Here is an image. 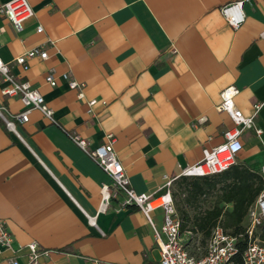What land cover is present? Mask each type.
<instances>
[{
    "label": "crops",
    "instance_id": "1",
    "mask_svg": "<svg viewBox=\"0 0 264 264\" xmlns=\"http://www.w3.org/2000/svg\"><path fill=\"white\" fill-rule=\"evenodd\" d=\"M28 1L35 16L21 33L0 13V58L44 96L56 123L33 111L17 126L23 142L0 119V222L14 248L38 242L53 252L41 264H157L146 215L125 206L127 197L113 187L103 210L102 189L112 182L71 136L92 149L113 136L132 189L157 198L166 178L225 142L234 127L219 109L227 88L239 90L236 108L264 131V0L245 3L239 29L221 9L242 0ZM35 48L48 60L32 59L28 70L13 63ZM51 70L55 88L46 83ZM63 74L84 86L82 99ZM5 87L0 75V109L22 112L18 98L3 96ZM241 141L237 163L264 170V134L248 130ZM151 217L160 230L163 211ZM12 257L1 253L0 264Z\"/></svg>",
    "mask_w": 264,
    "mask_h": 264
},
{
    "label": "built area",
    "instance_id": "2",
    "mask_svg": "<svg viewBox=\"0 0 264 264\" xmlns=\"http://www.w3.org/2000/svg\"><path fill=\"white\" fill-rule=\"evenodd\" d=\"M248 1L242 0L222 7L221 14L233 29H239L245 23L244 5ZM0 13L9 20L17 33H21L25 24L35 16V11L28 0H11L0 8ZM43 32L44 28L39 26L37 33L42 34ZM35 58L46 61L49 55L46 50L35 48L15 58L13 63L28 70V62ZM0 75L6 84L2 91L3 96L18 98L23 106V111L17 114H11L6 108L0 109V119L8 130L24 142L17 126L27 124L33 111L41 112L52 123H56L54 111L47 105L44 96L30 83L16 80L10 73V63L4 62L1 58ZM61 77L71 90L79 92L80 99L84 97L82 84L71 80L68 74H63ZM46 83L53 88L57 87L58 81L53 70L47 74ZM238 94L239 90L235 87L227 88L221 94L222 104L219 109L226 112L234 123V127L224 134L225 142L210 150H204L200 162L182 168L175 178H166L164 193L157 198L150 194H138L132 189L129 176L114 149L113 136H108L104 145L94 149L90 148L88 142L80 136H71L72 142L90 157L112 182V186H104L102 189L103 210L113 198L110 192V188L113 187L117 193H123L127 197L125 206H137L146 215L153 228L161 256L157 264H264V191L249 209L244 225L245 233L232 235L218 224L213 229L201 256L190 250L191 247L195 251L202 249L200 244L195 246L197 236L191 232L181 233L182 221L173 198L174 184L180 178L211 177L222 174L234 166L238 156L244 150L241 137L246 131L254 130L258 137L264 134V131L256 126L255 116L245 117L236 108L235 98ZM97 104V100L89 102V113L93 112ZM160 209L163 211V225L159 230L155 227L151 215ZM90 223L96 225L93 218H90ZM13 243L14 239L5 223L0 222V254L11 251L13 257L10 264H22V258L26 260V264H41L43 259L49 258L53 253L43 248L38 242L18 248H14Z\"/></svg>",
    "mask_w": 264,
    "mask_h": 264
},
{
    "label": "trees",
    "instance_id": "3",
    "mask_svg": "<svg viewBox=\"0 0 264 264\" xmlns=\"http://www.w3.org/2000/svg\"><path fill=\"white\" fill-rule=\"evenodd\" d=\"M175 184L178 192L184 195L176 205L182 221L181 233L191 232L200 237V247L205 249L218 224L232 235L245 233L249 209L264 191V172L236 163L222 174L202 178L183 177ZM175 197L177 192L173 189L174 200ZM209 199H213L212 206L203 209L202 204Z\"/></svg>",
    "mask_w": 264,
    "mask_h": 264
},
{
    "label": "rangeland",
    "instance_id": "4",
    "mask_svg": "<svg viewBox=\"0 0 264 264\" xmlns=\"http://www.w3.org/2000/svg\"><path fill=\"white\" fill-rule=\"evenodd\" d=\"M174 191L177 192V197H175V201H176V205H177L178 202H181V200L184 198V195H181V193L178 192L176 184L174 186ZM212 204H213V199H209L207 202L202 204V208L203 209H207L210 206H212ZM196 242L197 243H195V246H196V244H200L201 243V238L200 237L199 238L196 237ZM190 250L192 252H195L198 256H201L203 254V251H204L203 248L200 251H195L193 247H191Z\"/></svg>",
    "mask_w": 264,
    "mask_h": 264
}]
</instances>
